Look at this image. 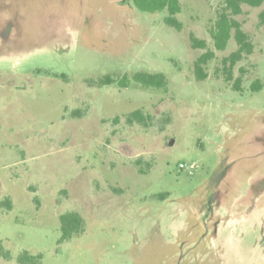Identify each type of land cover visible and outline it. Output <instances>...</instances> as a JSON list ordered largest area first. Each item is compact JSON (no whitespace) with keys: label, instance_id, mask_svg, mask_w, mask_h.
<instances>
[{"label":"rangeland","instance_id":"1","mask_svg":"<svg viewBox=\"0 0 264 264\" xmlns=\"http://www.w3.org/2000/svg\"><path fill=\"white\" fill-rule=\"evenodd\" d=\"M180 3L178 29L131 0H0V264H264V1L232 16V66L224 0ZM135 71L166 89L117 85Z\"/></svg>","mask_w":264,"mask_h":264},{"label":"trees","instance_id":"2","mask_svg":"<svg viewBox=\"0 0 264 264\" xmlns=\"http://www.w3.org/2000/svg\"><path fill=\"white\" fill-rule=\"evenodd\" d=\"M263 1L264 0H224V6L218 12L213 26L209 29V33L213 40L214 46L218 50L224 49L227 41L230 39L232 31L235 32L236 41L239 46L235 54L232 55L228 60L230 66H232L242 56L243 53H249V51L246 50L243 45L244 34L241 32L238 23L232 16L238 14L241 11L242 4H246L249 6H259ZM131 2L133 4V7L139 11L149 13L164 11L166 13V16L164 18L165 23L179 29L180 24L175 15H177L181 11L180 0H131ZM191 38L193 41V46H205V43L203 41H198L193 37ZM208 57V54L204 53L203 56H200L195 62L197 73L200 71L197 74V80H202L206 77V74L201 73V71L203 69V65H205L208 61ZM226 79L228 81L231 80V76H227ZM112 82H114L113 78L106 75L98 81V84H109ZM132 83L144 89L165 90L168 81L165 74H163L162 72L146 71H135L131 74L130 77L123 75L117 80V85L122 88L127 87ZM235 87H237V84L235 85ZM250 87L251 91H258L261 89L262 83L259 79H256L251 82ZM127 118L129 122L136 121L138 123H143L145 116L140 109H135L129 113ZM263 134L264 133H262V135ZM262 149L264 150L263 146ZM261 181H264V174L259 178H256V186L254 185V183L250 185V187L248 188L249 192H252L256 188V191L254 190V194H261V192L264 190V187L263 189L259 190L258 184ZM254 199H256V197ZM59 219L61 239H69L73 234H78V232L82 230V218L76 212L61 214ZM211 219H214V217L212 216ZM24 257V259H20L22 263H26L27 258L30 259L29 256L25 255Z\"/></svg>","mask_w":264,"mask_h":264},{"label":"flooded vegetation","instance_id":"3","mask_svg":"<svg viewBox=\"0 0 264 264\" xmlns=\"http://www.w3.org/2000/svg\"><path fill=\"white\" fill-rule=\"evenodd\" d=\"M261 133H264V130H262ZM262 137H263V138H259V137L256 136V138H259L260 140L263 139L262 142L264 143V134L262 135ZM260 145H261V142H260ZM263 146H264V144H263Z\"/></svg>","mask_w":264,"mask_h":264},{"label":"built area","instance_id":"4","mask_svg":"<svg viewBox=\"0 0 264 264\" xmlns=\"http://www.w3.org/2000/svg\"><path fill=\"white\" fill-rule=\"evenodd\" d=\"M179 167H182V168H184V167H185V165H184L183 163H179Z\"/></svg>","mask_w":264,"mask_h":264}]
</instances>
